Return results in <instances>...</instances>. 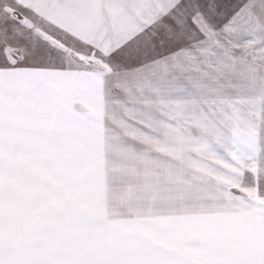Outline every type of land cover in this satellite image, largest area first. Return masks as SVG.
<instances>
[{"label": "snow or ice", "instance_id": "6c2138e0", "mask_svg": "<svg viewBox=\"0 0 264 264\" xmlns=\"http://www.w3.org/2000/svg\"><path fill=\"white\" fill-rule=\"evenodd\" d=\"M0 264H264V0H0Z\"/></svg>", "mask_w": 264, "mask_h": 264}]
</instances>
